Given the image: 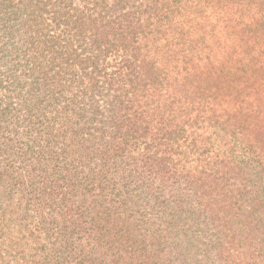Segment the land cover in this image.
Here are the masks:
<instances>
[{
	"label": "trees",
	"instance_id": "16d2710c",
	"mask_svg": "<svg viewBox=\"0 0 264 264\" xmlns=\"http://www.w3.org/2000/svg\"><path fill=\"white\" fill-rule=\"evenodd\" d=\"M0 264H264V0H0Z\"/></svg>",
	"mask_w": 264,
	"mask_h": 264
},
{
	"label": "rangeland",
	"instance_id": "374dc122",
	"mask_svg": "<svg viewBox=\"0 0 264 264\" xmlns=\"http://www.w3.org/2000/svg\"><path fill=\"white\" fill-rule=\"evenodd\" d=\"M147 212H148V211H147ZM139 226L141 227L142 230L146 227L144 223H140ZM127 245L129 246V249L132 247L131 252L136 251V252L138 253V252L140 251V245H138V244H136V243L130 242V243H127ZM136 246L139 247V248H137V249H133V248H135ZM149 250H150V249H149Z\"/></svg>",
	"mask_w": 264,
	"mask_h": 264
}]
</instances>
